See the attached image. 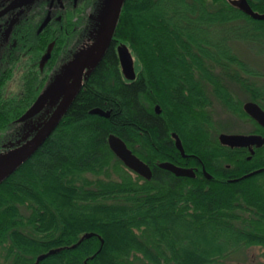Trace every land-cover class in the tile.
Masks as SVG:
<instances>
[{
  "label": "trees",
  "instance_id": "obj_1",
  "mask_svg": "<svg viewBox=\"0 0 264 264\" xmlns=\"http://www.w3.org/2000/svg\"><path fill=\"white\" fill-rule=\"evenodd\" d=\"M124 2L110 47L67 113L0 183V264H243L239 254L264 249V145L250 154L220 144L230 120L217 118L248 120L252 132L263 131L243 105L264 111V69L239 48L264 58V20L230 0ZM247 2L264 12V0ZM32 33L21 47L31 49L21 55L26 64L44 57L49 42ZM122 45L132 55L134 80L119 66ZM13 57L5 51L1 58L0 131L44 87L39 71L30 70L19 93L6 96L2 76H12ZM93 108L108 116L91 114ZM109 135L150 167L149 180L115 156ZM160 162L197 171L179 177Z\"/></svg>",
  "mask_w": 264,
  "mask_h": 264
},
{
  "label": "flooded vegetation",
  "instance_id": "obj_2",
  "mask_svg": "<svg viewBox=\"0 0 264 264\" xmlns=\"http://www.w3.org/2000/svg\"><path fill=\"white\" fill-rule=\"evenodd\" d=\"M99 6L100 0H0V74L6 73L1 61L5 51H9L15 56L13 57L14 65L10 67L12 76L7 79H5L7 76H2L6 96L19 93L20 79L30 70L35 73L39 71L44 84L42 93L45 92V87L50 86L52 82L66 80L70 72L74 70L69 72L68 69L69 73L66 74L61 72L65 71L66 67L75 60V54H78L83 48L88 47L89 49L95 43L94 32L97 26H95V22L91 25V16L84 13L92 12L93 9L96 11ZM30 32H33V36L41 35L45 38L44 41L49 42L44 57L38 62L26 64L27 59H23L21 55L31 49H24L23 52L21 47H25L27 40H30L28 38ZM10 42V46L5 49ZM6 68L9 69L7 66ZM14 81L17 82L18 90L15 93L7 92L9 83ZM61 96L62 93L52 95L50 99L54 103L50 106L48 103L44 104L40 111L30 119L21 122H18L17 119L9 129L0 131V140L4 139L0 143V156L31 138L42 122L51 114V110L59 102ZM254 128L255 126H252L247 133L238 134H256L264 138V128L261 127L263 131L260 133L252 132ZM255 147L258 146H253L252 150ZM244 148L250 153L249 147ZM182 156L186 159L189 157L185 153ZM202 166L200 164L201 174L204 176ZM188 169H193L195 176L197 167L193 166Z\"/></svg>",
  "mask_w": 264,
  "mask_h": 264
},
{
  "label": "water",
  "instance_id": "obj_3",
  "mask_svg": "<svg viewBox=\"0 0 264 264\" xmlns=\"http://www.w3.org/2000/svg\"><path fill=\"white\" fill-rule=\"evenodd\" d=\"M125 0H105V5L101 9V15L97 20V27L94 32V41L91 47L83 48L78 54H75V60L66 68L69 69L70 74L66 80L51 83L42 94L29 106V108L22 114L18 122L30 119V117L37 114L40 109L46 104L50 97L54 94H61L62 96L59 102L51 110V114L42 122L41 126L33 133L30 139L24 141L20 146L11 149L4 155L0 156V183L6 179L13 171L20 167V165L29 159L32 154L42 146V143L52 134V131L58 126L59 121L67 113L68 108L73 102V99L81 90L82 84L86 77L91 73L93 66L102 59L104 52L110 47L111 41L114 36V31L117 26V21L120 15V10ZM230 3L239 8L248 17L254 20H264V12H255L248 4L247 0H230ZM96 38V39H95ZM117 55L119 59V66L123 76L128 80H134L135 72L133 65V58L130 55L125 45L117 47ZM76 61V63H75ZM68 72V73H69ZM155 112H159V107L155 106ZM245 113H247L252 119H254L260 126L264 128V111L255 102H245L243 105ZM91 114H99L101 116H108V112H105L98 108H93ZM175 138L176 148L184 155V150L181 146V142L173 133ZM220 144H224L231 148L233 147H249L250 153H253V146H262L264 144V138L260 135H241V134H226L222 133L218 135ZM108 145L111 151L119 158L123 164L131 171L141 175L143 178L149 180L152 176V171L148 165L137 158L132 151L126 146L125 142L119 137L109 135L107 138ZM158 167L173 172L175 175L182 177L194 176V170L184 167H178L173 163L160 162ZM202 172L206 178L211 176L207 173L202 166ZM256 173V172H254ZM250 175V174H249ZM93 233L88 232L81 236L82 239L92 236ZM78 241V243H79ZM77 243V244H78ZM102 243V239H101ZM77 244L73 245L75 247ZM57 250L53 249L46 254L37 256L36 262L47 257L49 254H53Z\"/></svg>",
  "mask_w": 264,
  "mask_h": 264
},
{
  "label": "rangeland",
  "instance_id": "obj_4",
  "mask_svg": "<svg viewBox=\"0 0 264 264\" xmlns=\"http://www.w3.org/2000/svg\"><path fill=\"white\" fill-rule=\"evenodd\" d=\"M105 0H100V6L97 8L96 11L89 12V13H84L85 15H89L91 18V25L95 22V26H97L96 22L98 18L101 15V9L105 5ZM86 17V16H85ZM96 30V29H95ZM241 54L246 57L247 60H249L250 63H252L254 66H257L260 69H264V58H258L252 55L251 50L244 49L242 46L239 48ZM68 72V69L65 71H62L61 73L66 74ZM53 83V82H52ZM17 82H11L9 83V86L7 88V92L15 93L18 89L16 87ZM48 87V86H47ZM48 105L50 106L54 101L50 99L48 101ZM218 119H225V120H230L229 124H223L227 127H229V132L230 134L233 133H242L245 132L247 133L250 131L249 129L252 128L253 124H251L248 120H234L233 118L231 119L228 115L220 113V115L217 117ZM231 124V125H230ZM4 137V135H3ZM4 139L0 143H2ZM238 260H241V263L243 264H264V249L262 248H257V247H251L248 250H246L244 253L239 254L238 257L236 258Z\"/></svg>",
  "mask_w": 264,
  "mask_h": 264
}]
</instances>
